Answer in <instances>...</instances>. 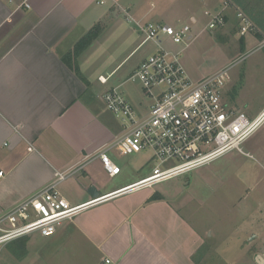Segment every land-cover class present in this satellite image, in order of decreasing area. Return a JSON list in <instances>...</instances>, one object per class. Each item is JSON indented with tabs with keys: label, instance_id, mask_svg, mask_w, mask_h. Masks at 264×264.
<instances>
[{
	"label": "crops",
	"instance_id": "obj_1",
	"mask_svg": "<svg viewBox=\"0 0 264 264\" xmlns=\"http://www.w3.org/2000/svg\"><path fill=\"white\" fill-rule=\"evenodd\" d=\"M21 2L0 0V171H3L0 214L44 188L57 172L85 164L88 154L121 133L104 125L103 116L108 110L101 96L105 90L96 93L95 83L88 74L94 72L93 60L104 54L100 49L102 44L97 42L108 27L119 29L124 20L129 23L128 15L153 21L149 17L158 4L168 6L167 12L178 16L179 22L195 17L194 24H199L203 22L198 17L202 8L205 12L209 5L212 8L208 10L222 7L225 0L151 1V7L146 10L139 0H104V3L99 0H29L30 7H21ZM107 2L109 6L103 8ZM198 2L201 9L196 6ZM235 10L234 6L226 9L227 23L223 30L239 27ZM99 23L107 28L99 40L96 38L78 57L85 83L63 57ZM204 28L206 26L199 33L205 31ZM246 38L244 47L248 46L251 36ZM95 44L97 53L93 57L87 55V50ZM138 46L108 74L99 73L97 82L100 83V75L109 74H112L109 82L116 75L123 79L114 86L121 87L128 82L130 74L148 56L132 61L140 49L136 50ZM182 63L185 67L183 58ZM121 173L122 169L119 174L110 176L95 158L61 181L58 189L69 202L79 204L144 177L118 178ZM149 189L91 207L63 222L52 235L37 232L13 240L0 250L3 252L0 263H263L264 253L259 247V239L264 236L262 229L249 227L241 236L229 237L231 247L217 249L210 226L199 216L197 208L202 204L196 205L194 199L175 205L163 194ZM154 193L160 197L153 198ZM247 217L245 214L241 219ZM244 236L249 241L258 237L257 248L250 250V243L245 248ZM255 252L253 259L250 254Z\"/></svg>",
	"mask_w": 264,
	"mask_h": 264
},
{
	"label": "built area",
	"instance_id": "obj_2",
	"mask_svg": "<svg viewBox=\"0 0 264 264\" xmlns=\"http://www.w3.org/2000/svg\"><path fill=\"white\" fill-rule=\"evenodd\" d=\"M99 2L104 3V0ZM20 6L30 7L29 0H22ZM233 6L239 20L240 35L258 32L255 23L230 0H225L222 7L205 11L208 17L206 28L225 27L226 9ZM128 19L144 36L136 50L148 43L156 45V50L143 59L127 79L139 82L152 104L146 113L138 114L119 86L106 89L101 98L106 109L121 120L122 130L112 141L88 154L84 160L87 163L98 158L106 172L114 176L121 172V167L111 154L113 150L121 155L148 151L156 162L152 171L135 182L79 204L69 202L58 189V184L82 169L86 163L57 172L44 188L0 214V250L9 242L32 233L52 235L63 222L91 207L122 195L153 188L232 150L243 152L242 144L264 124V107L251 117L228 106L225 100L230 69L249 53L240 55L229 66L194 80L182 63L185 47L195 37L191 25L176 27L166 22L133 19L130 15ZM191 22L194 24L197 19L193 17ZM165 42L180 44L183 48L175 50L166 47ZM261 47H264V39L257 48ZM111 75H100L98 80L107 84ZM0 175H3V171H0Z\"/></svg>",
	"mask_w": 264,
	"mask_h": 264
},
{
	"label": "rangeland",
	"instance_id": "obj_3",
	"mask_svg": "<svg viewBox=\"0 0 264 264\" xmlns=\"http://www.w3.org/2000/svg\"><path fill=\"white\" fill-rule=\"evenodd\" d=\"M139 1L143 10L151 7V1L160 3V0ZM199 3L196 6L201 9ZM108 6L109 3L107 2L102 7L107 9ZM209 8H212L211 5L207 6L206 9ZM167 9L170 8L158 4V8L149 18L153 21L168 22L176 27L186 24L192 26V32L196 35V38L185 48L182 58L189 75L194 80L212 74L227 65L229 66L240 55L249 53L243 61L230 69L225 89V100L228 106L251 117L256 116L264 107V47L257 48L261 41L256 37V31H252L245 36L246 39L251 36V39L249 38L248 46L243 48L239 27H234L229 31L222 28H204L205 31L199 33L208 22V17L205 15L203 8L198 16L203 22L199 24H192L189 18H184L179 22L177 21L178 16L174 15L173 12H167ZM133 12L132 10L131 13L133 14ZM101 26L98 37L107 28L103 23H101ZM197 26L198 28H196ZM143 38L144 36L139 28L130 20L129 23L124 20V24H121L119 29L112 28V26L108 27L103 38L97 42V44H102L100 49L104 54L93 60L94 67L92 69H94V72L89 71L88 73L91 81L95 83L96 93L101 94L108 87L114 86L123 80L118 79V75H116L108 84L104 85L97 82V76L101 72L108 74L112 71L141 43ZM166 42V47L175 50L183 48V45L167 44ZM97 44L88 49L86 54H91L93 57L97 53V49L95 50ZM155 50L156 45L152 43L145 44L131 60L135 61ZM98 55L99 53L96 57ZM120 90L129 98L138 114L148 111L152 100L145 94L139 82L128 81L120 87ZM103 117L104 125L111 126L112 130L114 128L122 130L121 120L114 114L106 111ZM241 147L243 152L232 150L187 174L170 178L149 189L163 194L166 198L172 200L175 205H177V202L184 204V202H190L194 199L196 205L202 204L199 208H195L199 211L201 221L210 226L217 249L231 247L232 239L229 237L239 234L241 236L249 227L252 228L253 226L264 231V219L262 218L264 214V124ZM112 156L122 169V173L118 178L130 175L132 176L130 180L148 175L156 163L148 151L121 155L117 150H113ZM172 162L176 163V161ZM193 203L195 204V202ZM245 214L248 217L242 220L241 217ZM257 239L258 237L249 241L245 236L242 238L245 242V248L248 247L249 243L251 244L250 250L257 248ZM237 243L240 245L239 241ZM259 244L264 253V236L259 239ZM256 253H251L250 256L253 258ZM2 254L1 251L0 256Z\"/></svg>",
	"mask_w": 264,
	"mask_h": 264
},
{
	"label": "trees",
	"instance_id": "obj_4",
	"mask_svg": "<svg viewBox=\"0 0 264 264\" xmlns=\"http://www.w3.org/2000/svg\"><path fill=\"white\" fill-rule=\"evenodd\" d=\"M234 5L247 14V16L255 23L258 27L256 37L259 41L264 39V0H230ZM102 26L101 23L95 25L89 30L70 50L64 57L63 60L70 66V68L85 82L87 83L86 77L83 75L78 57L81 53L86 50L93 41L99 36ZM241 42L243 43L245 36H241ZM244 45V44H243ZM242 47L244 48V46ZM157 193L153 194V198H158Z\"/></svg>",
	"mask_w": 264,
	"mask_h": 264
}]
</instances>
